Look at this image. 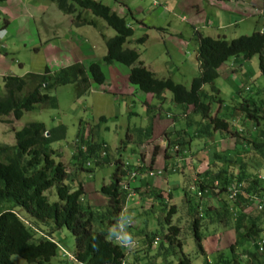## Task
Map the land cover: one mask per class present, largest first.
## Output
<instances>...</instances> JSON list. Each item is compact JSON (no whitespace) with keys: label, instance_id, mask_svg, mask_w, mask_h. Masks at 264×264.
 <instances>
[{"label":"trees","instance_id":"16d2710c","mask_svg":"<svg viewBox=\"0 0 264 264\" xmlns=\"http://www.w3.org/2000/svg\"><path fill=\"white\" fill-rule=\"evenodd\" d=\"M51 1L56 3L60 11L73 16L72 21L78 26L95 25L92 18H87L89 12L93 16L102 18L107 26L115 31V35L105 41L106 53L102 60L105 63L120 62L130 67L128 79L134 85V87L130 85L132 92L141 90L161 100L163 91L168 90L172 101L185 108L184 116L188 113L186 108L191 106L193 111L200 112L206 119V124H203V128L194 135H190L184 128L175 129L178 123L176 119H172L174 127L168 131V134H172L165 148L166 157L181 156L184 157L183 160L186 158L185 153L193 157L204 149L209 152L206 168L197 172L195 178L191 180L193 187L187 186L189 183L183 180L181 192H178L181 193L182 200L188 202V213L196 239L198 241L202 235L200 228L203 222H210L212 220L210 218L218 211L216 207H214L216 209H210V206L203 208L199 205L200 200L217 198L218 203L221 204L218 198L221 193L226 198L224 200L231 201L235 205L233 228L238 231V238L242 242L246 237H250L253 250L248 247L244 250L245 257L242 258L234 251L233 243L227 247L231 255L225 259L220 252L217 256L218 262L242 264L241 260L244 259L250 264L251 259L248 258L252 257L253 260L255 259L251 261L252 264H264V237L260 238V235L264 234V221H259L253 213L250 215L251 213L247 214L243 210L246 206H251L259 213L264 207V176L260 173V170L264 169V160L258 159L255 153L256 149H264V129L258 125V120L264 118V113L257 106L250 109L249 106L255 104L251 98L250 100L244 98L239 107H235L234 114L236 115L244 111L245 123H250L248 130L243 123V128L235 127L240 115L234 116L229 122L218 117L217 114H212L213 105L218 104L219 109L222 106V99L219 98L220 90L215 85V80L220 76L222 67L233 66V61L240 56L246 60L258 55L259 68L264 76V31L254 30L248 35H240L229 40L224 37L213 38L199 34L197 60L200 72L192 77L190 86L186 87L174 82L170 76H155L143 64L134 49L124 47V43L133 34L131 27L123 16L117 14L108 5L100 0ZM152 3L155 1L152 0ZM8 25L9 21H5L1 28L8 27ZM6 27L5 30H7ZM138 39L141 42L145 41L144 36ZM232 66L227 70L235 71ZM87 69L77 62L58 68L54 72L45 68L43 73L27 72L22 76H3L4 92L0 93V117L11 116L12 120H18L24 113L35 109L37 104L56 108L57 100L55 96L49 94V91L58 85L73 83L75 97L79 98L89 93L91 81L105 84L106 77L99 63L89 62ZM230 74L227 73L226 77ZM205 85H208V90L203 89ZM152 107L155 106L152 105ZM168 117H171V114H168ZM105 119L104 115H100L94 123H85L83 127L80 126L70 150L69 163L63 162L61 152L51 147L52 142L65 137L66 130L62 124L48 128L42 121H30L20 129H13L15 139L13 145L0 144V207L4 202L11 204L0 210V264H14L13 255L23 258L24 264H53L52 259L57 254L58 245L51 234L63 227L70 230L74 236L73 261L79 264H139L141 258L138 253L148 252L158 234L161 237L155 240V243L166 241L168 243L166 247L161 245L165 250L176 244L180 246L179 227L171 222L177 206L168 204L174 195L172 191L174 188L169 189L165 197L162 189L151 185V176L154 173L149 174V180L144 182L143 186L141 184L132 185L131 180L140 181L141 179L137 176L143 168L140 163L129 164L122 161L120 157L116 159L113 162L111 180L101 184L98 189V192L105 197L106 204L91 206L87 196L86 205L82 204L86 195L84 185L82 182H78L77 185L73 184L70 176L73 174L76 178L78 171L92 170V167H86L87 163H93L95 166L109 163L104 139H96L99 126ZM5 121L10 122L11 120L5 119ZM188 121L186 125L189 124ZM206 125L209 132L210 130L225 131L230 134L234 132V135H229L234 138L232 148L228 151H221L213 146L210 151L208 140L194 143L193 137L200 136V131L206 129ZM142 132L148 135L149 129ZM237 140H239L238 143H242L241 149H236ZM182 161L178 162L181 164L177 167L174 165V171H184L187 162L185 160L182 163ZM222 162H224L223 165ZM167 167L168 164L165 162L164 168ZM148 168L152 167L148 166ZM66 179H71L72 182L66 183ZM237 182L241 183L240 192L233 201L228 200L227 189L231 183ZM51 187H55L56 201H49L44 195V191ZM132 192L141 195L143 200H145L144 197L148 198L152 206L160 204L165 210L162 220L167 224V229L163 233L144 232L142 229L145 247L138 243L133 250L130 247H122L115 241L106 240L109 229L119 222L127 198ZM194 196L198 199L197 202L193 201ZM15 207L21 208L26 213L25 217H22ZM98 217H102L98 220L99 223L105 225L100 230H98V225L96 228L94 226L98 222L96 220ZM158 221L161 220L158 219ZM198 248L201 249L200 243ZM181 254L177 264H191L189 256L183 252ZM62 256L58 261L64 263L67 256L65 254Z\"/></svg>","mask_w":264,"mask_h":264},{"label":"rangeland","instance_id":"374dc122","mask_svg":"<svg viewBox=\"0 0 264 264\" xmlns=\"http://www.w3.org/2000/svg\"><path fill=\"white\" fill-rule=\"evenodd\" d=\"M20 1L9 0V3H15L11 10L6 6L5 1H0V29L5 21L12 23L8 30H5L0 35V37L5 39L11 38V40L7 39L6 47L2 49V52L8 53L9 58L3 63L5 65H0V88L2 87V75L22 76L26 71L43 73L45 68L54 72L58 68L77 62L83 64L86 69L89 62L99 63L103 68L106 82L105 84H97L91 81L89 93L79 98L75 97L73 83L58 85L49 91V94L55 96L57 100L56 108L37 104L35 109L24 113L18 120L14 119L12 122H6V116L0 117V144L13 145L15 139L14 131L12 130L20 129L30 121H42L48 128L56 124H62L66 130L65 137L52 142L51 147L61 152V160L63 162L69 163V149L72 148L80 126H84L85 123H94L97 117L94 116L92 111L95 110L96 114L98 111L103 110L106 119L99 126L96 139H104L109 163L101 166H95L92 163L93 171L91 173L78 171L76 178H74L73 174L70 176L75 185L78 182L87 184L86 195L82 204L86 205V196L91 206H104L106 204V199L100 196L94 198L91 186L88 183H91L92 188L97 190H94L96 195V193H99L100 185L111 180V173L114 169L113 162L116 159L120 157L122 161L136 164L135 161L139 157L141 150L140 146L149 138L152 127L154 126L156 130L160 127V125L154 124V121H152L154 120V114H160L162 121L159 123L162 125L169 122L166 114H171V119L177 120V128L186 129L190 135H194L195 132L203 128V124H206V119L200 112L193 111L191 106L186 108L188 113L184 116L185 108L183 105H177L172 101L171 93L168 90L163 91L161 100L159 97L141 90H138L135 96L130 93V85L134 87L128 79L130 67L120 62L105 63L102 60L103 55L106 53V39L115 35V31L107 26L102 18L93 16L88 12V17H86L92 18L95 21V25L85 24L78 26L73 23V16L71 17V15L60 11L56 3L51 0ZM100 1L108 5L120 16H123L127 24L130 25L133 34L124 43V47L134 49L139 54L143 64L155 76H170L174 82L181 83L186 87L190 86L192 77L200 72L197 60L199 34L213 38L224 37L229 40L240 35H248L255 29L264 28V0H250L259 10L262 9V12L244 15L243 17L242 12L238 10L239 5L236 4L235 8L232 7V9L237 15L235 21L231 24H227L229 21H227L226 17L229 14L221 8L220 4L216 3V0H153L155 3H152V0ZM224 2L222 0V3ZM239 3L240 5L243 3L249 4V0H241ZM246 10L249 12L248 7H246ZM239 18L241 19L238 20ZM221 22L224 23V26H218ZM143 36L145 41L141 42L138 38ZM14 42H17V44L15 45ZM80 48H84L85 51L80 50ZM18 61L23 63V65H19ZM231 66L222 67L220 76L215 80V85L220 90L219 98L222 99V106L219 109L218 104L213 105L212 114H217L218 117L224 118L229 122L234 116L240 115L239 122L236 123L235 127L240 128L243 123V126L247 127L248 130L250 123H245L244 111L242 110L236 115L234 110H236L235 107H239L244 98L248 100L251 98L255 104L254 106H249L250 109L257 106L264 113V76L259 68V57L254 55L250 59L244 60L240 56L236 61H233L232 69H235V71L227 70ZM227 73L230 74L229 77H226ZM113 78L115 85H118V87L114 85L113 88L120 94V98L112 102H106V99L112 96L107 93L112 92L110 88L114 84L112 83ZM118 80L120 83H118ZM203 89L208 90V85H205ZM3 92L2 87L0 93ZM139 94H142L145 98L139 99ZM142 102L153 106L159 104L161 107L148 109L146 106H142ZM186 121L189 124L186 125ZM258 121L259 127L264 129V118H259ZM148 126L151 129L147 128ZM205 127L206 129L202 130V132L200 131V136L193 137L194 143H202L206 139L210 143L208 144L210 151L213 146L221 151H228L232 148L234 138L229 135H234V132L232 134L225 131L210 130L209 132L207 125ZM145 129H149L148 135H144V132H142ZM181 133L184 134L183 131ZM238 141H236V149H241L242 143H238ZM149 146L147 149L148 162L152 158L155 160L156 167L154 169L162 168V163L165 161L162 149H159L157 143H151ZM260 149H256L255 153L258 159L264 160V149ZM208 157L209 152L204 149L199 153L198 162L206 164ZM158 161L162 162L161 165L157 164L159 163ZM166 161L169 166L176 165L177 167V165L181 164L177 162V158L174 156L166 159ZM189 161L192 160L190 159ZM223 164L224 162H222ZM189 165L191 168L193 167V165ZM146 168L143 167L139 173L141 178L139 184L149 180ZM188 171V168L184 171L178 170L174 174L162 171L161 175L163 177L173 175L179 179L182 177V180L191 184L187 186L193 187L191 180L195 178L197 172L193 171L194 173H190ZM260 173L264 176V169H261ZM184 175L187 176L184 177ZM71 179H66L65 182L71 183ZM134 181L135 179L131 180V184ZM180 190L179 187L172 189L174 195L168 202V204L177 206L171 222L179 227L180 246L176 244L172 248L167 247L165 250L161 245L166 247L168 245L166 241L153 244L148 252L138 253L141 258L139 264H177L182 256L181 252L189 256L191 264H222L218 262V255L216 254L220 251L221 256L227 259L231 255V251L227 247L233 243L234 251L242 258L245 257L244 250H247L248 247L253 250L250 237H246L242 242L238 238V231L233 228L235 205L231 201L227 202V200H224L226 198L221 193L218 198L222 205L218 203L217 198L210 200L202 198L200 200L199 205L201 204L203 208L210 206V209L218 208V211L210 218L212 219L210 222H203V226L200 228L202 235L200 236V241H197L190 214L188 213V202L182 200L181 193H178L181 192ZM89 194H91L90 197ZM44 195L47 196L49 201L57 200L55 187L44 191ZM163 195L167 197L166 191ZM133 197H136L133 201H130V197L129 199L127 198L128 204L131 205L132 203L136 207L140 204L142 205L140 206L142 211L131 216L130 227L136 228L133 231L131 230L135 241V245L130 246L131 250L138 243L145 247L143 245L145 231L163 233L167 229V224L162 220L165 210L160 204L157 203L152 206L148 202V198L144 197L145 200H143L142 197V199L138 197L137 193H134ZM89 199L94 201L91 202ZM193 199V201H198L196 196ZM10 205L8 202H4L0 210ZM136 207L134 206L135 209H137ZM15 210H19L20 215L25 217L26 213L21 208L15 207ZM243 210L247 214L251 213L250 215L253 213L259 221H264V207L260 209L262 213H258L251 206H246ZM128 214L131 215L130 212ZM99 219H102V217H98L96 220L98 221ZM158 219L161 221L159 222ZM97 225L98 230L105 226L99 221L94 224L95 228ZM142 229L144 232L141 231ZM51 235L58 245L57 254L52 259L53 264H79L67 258L64 259V263L58 261L62 254H73L74 236L70 230L63 227L55 230ZM155 237L159 240L161 235L158 234ZM263 237L264 234H261L260 238ZM199 243L200 250L198 248ZM206 248L207 250H205ZM248 259H251V261L255 260L252 257ZM12 260L14 264H24L25 262L23 258L17 255H13ZM241 261L242 264H249L244 259ZM251 261L250 264H252Z\"/></svg>","mask_w":264,"mask_h":264},{"label":"crops","instance_id":"0c3cea01","mask_svg":"<svg viewBox=\"0 0 264 264\" xmlns=\"http://www.w3.org/2000/svg\"><path fill=\"white\" fill-rule=\"evenodd\" d=\"M225 2L224 3H222V0H216V3H218V4H220L221 5V8L222 9H224L228 14H229V16L228 17H226L227 18V21H229V22H227V24H231L232 22H234L235 21V17H236V13H235V11L232 9V7H234L235 8V5L237 4V5H239V8H238V10L239 11H241L242 12V17L244 16V15H251L252 13H261L262 12V9L261 10H259L257 7H256V5L253 3V2H251L250 0H249V4H247V3H243L242 5H240V3H239V1L241 2V0H224ZM14 2H18V0H14ZM9 3V0H5V4H6V6L9 8V10H11V8H12V6L14 7V4L15 3ZM19 2H21L20 0H19ZM4 3V2H3ZM246 7H248V9H249V12L246 10ZM250 7H251V10H250ZM225 18V19H226ZM241 18H239L238 20H240ZM72 23V22H71ZM224 23L223 22H221L220 24H218V26L219 25H221V26H224L223 25ZM12 25V23L11 22H9V25H8V27H6V26H4V28H1V29H5V27L7 28V30H8V28L10 27ZM255 30H259V31H264V28L263 27H261V28H258V29H255ZM10 40H11V38L10 37H8ZM8 38H3V39H0V65H5V64H3L6 60H7V58H9L8 57V53L7 52H2V49H1V47L3 46V48H5L6 47V44H7V39ZM14 44L16 45L17 44V42H14ZM80 50H82V51H85V49L84 48H80ZM2 54H3V56H2ZM18 64L19 65H23V63H21L20 61H18ZM26 73H27V71H26ZM24 75V74H23ZM3 76H5V75H2V77ZM122 78V77H121ZM1 82H2V79H1ZM112 83H114V84H112L111 85V88H110V90L112 91V92H108L107 94L109 95V96H111V97H109V98H107L106 99V102H112V101H115V99H117V98H120V94L116 91L115 93L113 92V91H115V88H113V86L115 85V81H114V78L112 79ZM118 83H120V81L118 80ZM116 86V85H115ZM2 88V87H1ZM0 88V89H1ZM114 89V90H113ZM130 93L131 94H134V96H135V93L136 92H138V90L137 91H135V92H132V89L130 88ZM87 95V94H86ZM85 95V96H86ZM140 96H138V98L139 99H141L142 100V98L144 99L145 97H143L142 96V94H139ZM88 98V97H87ZM145 101V100H144ZM142 106H146L147 108H149V106L150 107H152V105H149L148 103L147 104H145L144 102H142ZM155 107H157V108H160L161 106L159 105V104H157ZM95 111V110H94ZM94 111H92L93 113H94V116L95 117H97L98 118V116H100V115H104L105 116V114H104V111L103 110H101V111H98L96 114H95V112ZM184 115V114H183ZM154 116V120H152V121H154V124H158V125H160V127H159V129H155L154 128V126L152 127V131H150L151 132V137L149 138V139H147L146 140V142L144 143V144H142L141 146H140V148H141V150H140V154H139V157L136 159V161H135V163H140V165H142V167H147L146 168V170H147V173H148V176H149V172L148 171H154V175L153 176H151V185H153L154 187H158V188H160V189H162L164 192L166 191H168L169 189H172V188H175V187H179V188H181V186H182V177L179 179V178H177V177H175V176H169V177H163L161 174V172H159V173H161L160 175H157L155 172H157V171H166V172H170V174H174V172H176L177 170H175L174 171V168H173V170H171L169 167V165H168V167L165 169L164 168V165H165V162H167L166 161V158H168V157H166V155H165V148H166V146H167V143H168V140H169V138H171V136H170V134H168L169 132V130H171L173 127H174V121L171 119V117H168V115L166 114V117H168L169 119H168V121L169 122H167V123H165L164 125H162V124H160L159 122H161L162 121V119H160V114H154L153 115ZM170 122H171V124H170ZM81 126H83V125H81ZM147 128H149V126L147 127ZM150 129H151V127H150ZM175 129H179V128H175ZM146 130V129H145ZM87 131V130H86ZM151 143H157V145H159V149H162V152H163V156L165 157V161H163V163L162 162H160V161H158L159 163H157L158 165H161V163H162V168H156V169H154V167H156L155 166V160L154 159H152L151 158V161L150 162H148V155H147V149L150 147L149 145H151ZM70 150H71V148L69 149V153H70ZM160 151V150H159ZM200 153V152H199ZM199 153L197 154V155H195V156H193L192 157V161H189L190 159L189 158H185L183 161H182V163H184L185 162V160H186V162H187V166H186V168L185 169H187L188 168V170L190 171V173H196V172H200V171H202L205 167H206V164H204L203 162L202 163H200V162H198L199 161ZM207 153V152H206ZM203 156V155H202ZM177 159H182V158H180V157H177ZM153 160V161H152ZM169 162V161H168ZM208 162V161H207ZM195 163H198V164H195ZM189 164H191V165H193V167L191 168V166L189 165ZM148 166H151L152 168L150 169V168H148ZM172 166V165H171ZM184 169V170H185ZM188 171V172H189ZM194 171V172H193ZM178 172V171H177ZM137 176H139V175H137ZM160 176V177H159ZM184 178V177H183ZM90 184V186H91V192H93V196H94V198L95 197H98V196H100V197H102V198H104L105 199V197L104 196H101V194H99V193H96V195H95V192H94V188H92L93 186H92V184L91 183H88V185ZM139 184V181L138 180H136L135 179V181H134V183L132 184V185H138ZM83 185H84V188H85V191H86V186H87V184L86 183H83ZM141 186H143V183H141ZM134 193L135 192H132V193H130L129 194V196H128V199H129V197H130V201H133V200H135V198L136 197H133V195H134ZM138 195V197H140L141 198V195H139V194H137ZM144 196H146L145 194H143ZM91 196V194H89V197ZM91 202L92 201H94L93 199H89ZM148 200V199H147ZM137 202H138V200H137ZM148 202L150 203V200H148ZM151 204V203H150ZM149 204V205H150ZM208 204H211V203H208ZM201 205V204H200ZM134 206L136 207V205H133L132 203H131V205H129L128 204V200L126 201V204H125V207H124V211H123V215H124V217H131L132 215H135L137 212H141L142 210H141V208H140V206H142V205H140V204H138V206L136 207L137 209H135L134 208ZM128 210V211H127ZM128 212H130L131 213V215H129L128 214ZM134 217V216H133ZM134 222H135V220H133ZM133 229H136V228H134V227H130V228H127V230H130V231H128L131 235H133V233H131V230L133 231ZM138 229V228H137ZM141 229V228H140ZM139 229V230H140ZM205 250H207V248L205 249ZM220 253V251L216 254V255H218Z\"/></svg>","mask_w":264,"mask_h":264},{"label":"clouds","instance_id":"9594fccd","mask_svg":"<svg viewBox=\"0 0 264 264\" xmlns=\"http://www.w3.org/2000/svg\"><path fill=\"white\" fill-rule=\"evenodd\" d=\"M5 31V29H0V35ZM0 39H3V37H0ZM12 117L11 116H8L6 117V119H8V121L12 122L13 118L11 119ZM13 131V130H12ZM72 149V148H71ZM104 154V152H102ZM71 154V151L69 153V156ZM173 154V153H172ZM186 158H189V159H192V156L189 155L188 153L185 154ZM178 156H176L177 158ZM180 158L182 159H177V162H180L183 160V157L179 156ZM86 167L88 168H91L92 167V163H87ZM171 170H173L174 168V165L170 166L169 167ZM85 172H88V173H91L93 171L90 170H86L84 169ZM162 173V170L161 171H157L155 172L157 175H160ZM154 173L153 171H150L149 174H152ZM91 175V174H89ZM124 211V209H123ZM132 222V219L131 217H124L123 214H121V218L119 220V222L116 224V226H113L111 229H109V232H108V236L106 237V240L108 241H115L117 244L121 245L122 247H130V246H133L135 245V241L132 237V235L127 231V228L128 226L130 227L131 226V223ZM118 225V226H117ZM155 240H157V238H155ZM155 240L153 241V244L155 245ZM152 244V245H153ZM258 245H259V242H258ZM131 248V247H130ZM67 256V259L69 260H73V254H65Z\"/></svg>","mask_w":264,"mask_h":264},{"label":"built area","instance_id":"2783aa9c","mask_svg":"<svg viewBox=\"0 0 264 264\" xmlns=\"http://www.w3.org/2000/svg\"><path fill=\"white\" fill-rule=\"evenodd\" d=\"M241 183H231L227 189V198L228 200H234L237 193L240 192ZM118 226V225H117Z\"/></svg>","mask_w":264,"mask_h":264}]
</instances>
